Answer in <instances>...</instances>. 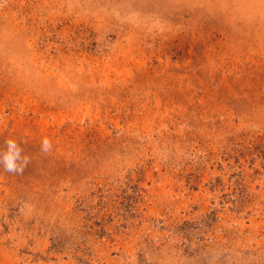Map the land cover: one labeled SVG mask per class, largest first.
I'll use <instances>...</instances> for the list:
<instances>
[{
	"label": "rangeland",
	"instance_id": "rangeland-1",
	"mask_svg": "<svg viewBox=\"0 0 264 264\" xmlns=\"http://www.w3.org/2000/svg\"><path fill=\"white\" fill-rule=\"evenodd\" d=\"M0 264H264V0H0Z\"/></svg>",
	"mask_w": 264,
	"mask_h": 264
},
{
	"label": "clouds",
	"instance_id": "clouds-1",
	"mask_svg": "<svg viewBox=\"0 0 264 264\" xmlns=\"http://www.w3.org/2000/svg\"><path fill=\"white\" fill-rule=\"evenodd\" d=\"M7 150L2 153V159L6 171H20L29 163V157L23 156L21 161V147L18 145L16 139L9 138L5 140ZM52 148V141L47 137H43L41 141V150L46 154Z\"/></svg>",
	"mask_w": 264,
	"mask_h": 264
}]
</instances>
